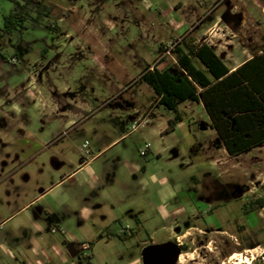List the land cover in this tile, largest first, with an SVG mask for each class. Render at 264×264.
Returning a JSON list of instances; mask_svg holds the SVG:
<instances>
[{"label": "rangeland", "instance_id": "1", "mask_svg": "<svg viewBox=\"0 0 264 264\" xmlns=\"http://www.w3.org/2000/svg\"><path fill=\"white\" fill-rule=\"evenodd\" d=\"M44 1L47 16L0 35V264H41V249L46 264H138L144 243L168 239L186 245L177 264H234V253L264 264V207L251 208L264 195V144L229 155L193 101L166 132L175 112L141 80L178 69L177 33L198 44L215 21L232 62L254 54L264 0ZM13 7L0 0V33ZM85 141L90 165L59 182L89 158ZM45 212L63 217V235Z\"/></svg>", "mask_w": 264, "mask_h": 264}, {"label": "trees", "instance_id": "2", "mask_svg": "<svg viewBox=\"0 0 264 264\" xmlns=\"http://www.w3.org/2000/svg\"><path fill=\"white\" fill-rule=\"evenodd\" d=\"M14 7L3 17L2 34L25 29V22L51 12L44 0H13ZM185 38L173 48L178 69H146L141 80L158 96V104L175 112L167 120L166 132L182 121L179 104L201 103L219 143L229 155H239L264 144V35L260 52L230 70L206 42ZM194 60L199 65L194 63ZM264 207V195L251 201L252 209ZM186 247L183 246V249Z\"/></svg>", "mask_w": 264, "mask_h": 264}, {"label": "crops", "instance_id": "3", "mask_svg": "<svg viewBox=\"0 0 264 264\" xmlns=\"http://www.w3.org/2000/svg\"><path fill=\"white\" fill-rule=\"evenodd\" d=\"M264 11V10H263ZM224 23L226 24V25H228V21H226L225 20V17H224ZM240 20H242V19H240ZM215 25H217V22L215 21L214 22V24L213 25H208V26H204V24H203V28H202V30H201V32H200V36L201 37H203L204 38V41L203 42H206V43H208L214 50H215V52L223 59V61H224V63L228 66V64H227V60L228 61H230L231 63H232V65L231 66H228V68L230 69V70H234V69H236L239 65H241L242 63H244L245 61H247V60H249L250 58H252L253 57V55L254 54H252V55H247L246 54V56H245V59H243V60H240V61H237V62H232L233 60L231 59V58H229V56H230V53H231V51L233 50V47H234V45H228V51L227 50H224V49H222L221 48V46H220V43H219V40H220V38L221 37H224V36H226L225 35V31H224V29H221L220 27L219 28H215L214 26ZM178 35H176L175 36V38H177V36H179L180 38L183 36V32L182 33H177ZM188 38H190V36L188 37ZM217 38V39H216ZM232 37H229V39H231ZM193 39V38H192ZM213 40H216V42L214 43V41ZM234 41H235V39H234ZM195 42L196 41H194L193 40V43L195 44ZM233 42V41H232ZM260 51H257V53H259ZM226 53H229V55H228V57H224L223 55H225ZM191 102V101H190ZM193 102H195V101H193ZM195 103H197V102H195ZM197 104H201V103H197ZM209 118V117H208ZM209 124H210V120H209ZM211 128V127H210ZM212 129V128H211ZM214 130V129H213ZM215 131V130H214ZM124 135V134H123ZM122 136H120L119 138H121ZM118 138V139H119ZM149 144V143H148ZM83 145V144H82ZM149 146H150V144H149ZM147 150V149H146ZM91 153H92V151L91 150H89V154H87L88 155V159H82V160H80L79 162H78V164H77V166H76V169L75 170H72L71 172H70V174H68L66 177H64V175L65 174H63L61 177H62V179L59 181V182H61L62 180H64L65 178H67V177H69V176H71V175H73L74 174V176L77 174V173H79V172H81V170H83V169H85L86 167H88L89 165H90V162H91V160L94 158V156L93 155H91ZM40 195H42V194H40ZM40 195H38V196H36L34 199H32L31 200V202L32 201H35V199H37ZM25 206H27V205H25ZM25 206H23V207H21L20 209H18L16 212H18V211H20L21 209H23ZM83 214H81V217L83 218V216H87V215H89L91 212H92V209H90L89 207H87V206H85V207H83ZM45 214L47 215V216H50L49 217V223L51 222L52 223V225L53 226H60V224H61V221L60 220H62V218L60 217V215L58 214V213H51V214H49V213H47V212H45ZM11 216V215H10ZM34 223H35V225L38 227V230H40L41 228H42V225H41V223L39 222V220H34ZM63 239V238H62ZM62 241H64V242H66V238H64ZM52 248V250H54V252H55V255L58 257V258H62V257H64V254H63V252L60 250V248L59 247H57L55 244H52V246H51ZM31 250H35L34 249V247L33 246H31V248H30ZM40 252H41V255L40 256H42V258H38V260H37V262L38 263H41V264H46V263H48V261H49V255L47 254V252L44 250V249H41L40 250ZM85 256V255H84ZM136 261L138 260V258L137 259H135ZM27 261H29L30 262V260H27ZM62 261L63 262H66V258H63L62 259ZM4 264H6V263H4ZM71 264H74V262L73 263H71Z\"/></svg>", "mask_w": 264, "mask_h": 264}, {"label": "water", "instance_id": "4", "mask_svg": "<svg viewBox=\"0 0 264 264\" xmlns=\"http://www.w3.org/2000/svg\"><path fill=\"white\" fill-rule=\"evenodd\" d=\"M180 247L172 241L148 244L141 250L142 264H175Z\"/></svg>", "mask_w": 264, "mask_h": 264}, {"label": "flooded vegetation", "instance_id": "5", "mask_svg": "<svg viewBox=\"0 0 264 264\" xmlns=\"http://www.w3.org/2000/svg\"><path fill=\"white\" fill-rule=\"evenodd\" d=\"M0 35H3L2 32L0 33ZM183 36H184V35H183ZM183 36H182V38H181L182 40H184L185 38H188V37H189V36H187V37H186V36L183 37ZM253 48H254V47H253ZM258 51H260V50H258ZM256 53H257V52H255L254 54H256ZM253 56H254V55H253ZM220 145H221V144H220ZM221 146H222V145H221ZM222 147H223V146H222ZM79 149H80V150H83V149H82V144L79 146ZM223 149L226 151V149H225L224 147H223ZM226 152H227V151H226ZM143 155H144V154H143ZM41 210H42V209H41ZM40 212L42 213L43 210H42V211H39V213H40ZM53 227H60V226H53ZM53 227H51V228H53ZM188 228H189V227H188ZM62 229H63V228H62ZM63 230H64V229H63ZM123 232H125V229H123ZM64 233H65V231H64ZM64 233H63V234H64ZM63 234H62V235H63ZM166 241H172V242H174L175 244H177V245L180 247V249H181V253H182V251H184V250L186 249V248L183 249V246L186 247V245H184L182 242H177L178 240L176 241V240L168 239V240H166ZM164 242H165V241H164ZM161 243H162V242H161ZM148 244H156V243L153 242V241L148 242V243H144L143 246H142V248H143L144 246L148 245ZM141 250H142V249H141ZM181 253L179 254V257H178V259H177V261H176L175 264H177V263L180 261V255H181ZM138 264H142V257H140V259H139V263H138Z\"/></svg>", "mask_w": 264, "mask_h": 264}, {"label": "built area", "instance_id": "6", "mask_svg": "<svg viewBox=\"0 0 264 264\" xmlns=\"http://www.w3.org/2000/svg\"><path fill=\"white\" fill-rule=\"evenodd\" d=\"M87 143H88V142L85 141V143H83V145H82V149H83V151H84L85 154H89V150L86 149V148H87ZM147 148H149V144H148V143L145 145V149H143V150L141 151V154H145V151H146ZM51 232H52V233L63 234V233H64V230H63L61 227H53V228H51ZM262 253H264V250H262V251L260 252V254H262ZM256 255H257V254H256ZM251 257H252V258H255V256L252 255V254H251Z\"/></svg>", "mask_w": 264, "mask_h": 264}, {"label": "bare ground", "instance_id": "7", "mask_svg": "<svg viewBox=\"0 0 264 264\" xmlns=\"http://www.w3.org/2000/svg\"><path fill=\"white\" fill-rule=\"evenodd\" d=\"M256 249L253 248L252 250H249V251H252L254 252ZM241 257H242V254L241 253H234L233 255H231V257L227 260L228 262H233L234 264H240L241 262ZM182 258V256L180 255V259ZM225 263V262H224ZM223 263V264H224Z\"/></svg>", "mask_w": 264, "mask_h": 264}]
</instances>
